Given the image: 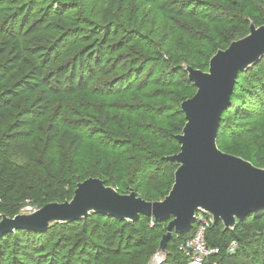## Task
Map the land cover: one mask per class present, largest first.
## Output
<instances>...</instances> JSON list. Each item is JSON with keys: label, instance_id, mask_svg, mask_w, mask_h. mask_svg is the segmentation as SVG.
I'll return each instance as SVG.
<instances>
[{"label": "trees", "instance_id": "16d2710c", "mask_svg": "<svg viewBox=\"0 0 264 264\" xmlns=\"http://www.w3.org/2000/svg\"><path fill=\"white\" fill-rule=\"evenodd\" d=\"M27 1L33 25L20 21L24 12L2 14L1 8L15 0H0V220L27 206L70 201L77 185L91 177L123 194L135 191L147 201L163 200L178 168L167 157L180 152L175 136L186 123L181 104L197 91L181 65L208 71L218 50L249 34L251 21L264 24V0H133L132 9L131 0H120L115 8L124 9L127 23L113 15L111 5L118 0H99V13L88 11L90 2L82 0L75 20H63L74 0H49L48 14L42 8L38 17L35 7L44 0ZM111 38L116 41L109 43ZM102 51L109 54L106 61ZM263 62L239 74L218 145L229 114L235 123L248 121L252 102L264 113V78L237 91L241 76H254ZM254 132L262 133L260 122L233 137ZM250 162L264 169V154ZM262 216L247 218L234 231L212 224L207 246L220 252L204 264H248L241 261L244 255L249 264H264V227L261 237L249 238V221L261 223ZM152 221L92 215L46 234L17 231L0 238V264H45L37 253L49 245V236L79 224L77 242L60 240L54 252L67 247L68 253L61 263L52 259L50 264H98L104 256L125 257L119 264H148L168 227ZM196 230L195 223L187 235L174 233L165 264L175 260L174 242L183 258L177 264H189L183 246ZM233 243L237 247L230 252ZM110 258L106 264H112Z\"/></svg>", "mask_w": 264, "mask_h": 264}, {"label": "water", "instance_id": "95a60500", "mask_svg": "<svg viewBox=\"0 0 264 264\" xmlns=\"http://www.w3.org/2000/svg\"><path fill=\"white\" fill-rule=\"evenodd\" d=\"M263 59L264 24L256 26L251 21L249 34L218 50L210 59L208 71L181 65L197 91L181 104L186 123L182 133L175 136L180 152L167 157L178 168L163 200L147 201L135 191L121 194L102 179L91 177L77 185L70 201L48 203L14 217L1 215L0 238L17 231L46 234L56 225L88 220L92 215L130 223L145 216L168 223L167 233L148 263L165 264L174 233L189 234L199 212L210 215L214 225L222 223L231 231L247 218L264 213V169L223 152L218 145L223 114L232 105L239 74Z\"/></svg>", "mask_w": 264, "mask_h": 264}, {"label": "rangeland", "instance_id": "374dc122", "mask_svg": "<svg viewBox=\"0 0 264 264\" xmlns=\"http://www.w3.org/2000/svg\"><path fill=\"white\" fill-rule=\"evenodd\" d=\"M18 1H23V4L21 6H18L16 4ZM81 1L82 0H74L73 2H68L67 5H69L71 10H69L66 13L63 20H65V19L75 20L78 17V15H76V14L81 13L82 8H83L82 4H80ZM87 1L90 2V5L87 6L88 11L91 12V11H93V9L94 10L96 9L97 12L99 13L100 9L101 10L103 9V6H100V9H99V6H98L99 0H85V2H87ZM131 2H132V4L131 5L129 4L130 9L133 8V4H134L133 0H131ZM11 3H12L11 5H8V6H5L4 8H1V13L4 15L9 14V13L15 14V15L22 13L21 15H23V12H24V17L20 18V21L23 23H28V24L33 25V23L35 21V19H34L35 15H30L29 12L27 11V9L28 10L30 9V5H31L30 1L15 0V2H11ZM119 3H120V0H118L117 3L114 1L113 4H115V5H111L113 7L112 8L113 12H114L113 15L116 16V19H119V20L127 23V18L125 16H123L124 9L120 8L117 10V8H115V7L120 6ZM49 5H50L49 0H44V2L40 1L38 6L35 7L36 8L35 12L37 13V17H38L40 10L42 8H45V10L48 14L47 9H48ZM71 7H76V9H73ZM54 8H55V10L57 9L56 6ZM126 16H127V14H126ZM13 17H14V15H13ZM61 22H62V20H61ZM32 25L29 27L30 30H32ZM69 25L75 26V24H72V23H70ZM62 26H64L63 23H62ZM55 32L58 33V31H55ZM74 32H76V31H71V33H74ZM45 41H47V39L42 40V43H44ZM113 41H116V39L111 38L109 43L113 42ZM100 57L106 61L109 57V54L106 55L105 52L102 51L100 54ZM93 62L95 63V60ZM14 65L15 66L19 65V59L15 60ZM255 72H258V73L254 74V76H252L251 74H250L251 76L250 75H242L241 76V78L239 79L240 87L237 88L238 93L242 90L241 88H243V89L248 88L251 85V82L253 81V79L259 78V80H260L261 78H264V62L262 63V65H260L258 67V71H255ZM190 93H192V92L189 91V92H187L186 95H189ZM251 104H252L251 108H250L251 111H249V114H248V116H249L248 121H245L243 123H240V122L235 123L233 121V119L231 118V116H229L230 114L227 116V121L225 122L224 127H223V129L220 133V136H219V146H220L221 150H223L224 152H226L228 154H232V155H236V156L238 155V156L245 158L247 160H250L252 162H257V159H261L263 157V154H264V113L262 112V109L260 110V108H258V106L256 104H254V102H252ZM257 122H260V127H262V133L260 132L259 135L254 132L253 134H250V135H244V136L241 135L240 137H237V136L233 137L234 135H237L238 133L239 134L242 133L243 129H247L248 127L256 125ZM76 189H77V187H76ZM130 193H127V194H130ZM121 194H123V193H121ZM124 194H126V193H124ZM34 209H36V208H33L32 206H27L25 208V212L33 211ZM262 217H264V216H262ZM249 223L251 224L250 228L252 229V233H251V235L249 234V238L254 241L255 239L261 237L260 235H262V232L260 233V231L264 227V221L261 223H256V222L251 220V221H249ZM82 227H83V225L79 224L78 226H76L74 229H71V230H66L64 228L56 229L49 236V241H48L49 245H47V247H45V249L43 251H38L37 254H38L39 262L45 263V264H50L51 260L55 259L56 261H60V263H61L63 261V257L68 253V252L65 253L67 247L63 248L64 249L63 252H62V249H59V251L54 252L55 246L58 244V242L60 240H62V241L64 240L62 244H65V242H67L69 239L71 240L70 241L71 244L76 243L78 240V235L80 234V232L82 230ZM260 227H262V228L260 229ZM263 235H264V230H263ZM246 239H248V238L246 237ZM261 239H264V237H261ZM256 245L259 247L262 246V244L259 242H257ZM157 247H158V242L155 245V250L157 249ZM29 251H31V250L29 249ZM170 251L173 252V256L175 258V260L172 264H177L179 262H183L182 256L177 253V243L176 242L173 243L172 249H170ZM32 254L34 256H37L35 253H32ZM109 258L110 257H108V256H104L103 258L98 260L97 263L98 264H106L107 260ZM124 259H125V257L124 258H122V257L110 258V262H112V264H119ZM241 259H242L241 261H244V262L249 264V258L247 255H244ZM56 261H54V263H56Z\"/></svg>", "mask_w": 264, "mask_h": 264}, {"label": "built area", "instance_id": "2783aa9c", "mask_svg": "<svg viewBox=\"0 0 264 264\" xmlns=\"http://www.w3.org/2000/svg\"><path fill=\"white\" fill-rule=\"evenodd\" d=\"M195 223L197 224L196 234L184 244L183 248L186 251L189 264H204L207 258L220 252L218 248H209L206 242L207 230L214 224V221L210 215L199 212ZM151 224L154 225L155 222L152 221ZM236 247L237 244L233 243L229 249L230 252H234Z\"/></svg>", "mask_w": 264, "mask_h": 264}]
</instances>
